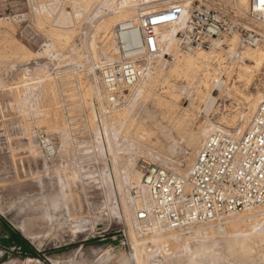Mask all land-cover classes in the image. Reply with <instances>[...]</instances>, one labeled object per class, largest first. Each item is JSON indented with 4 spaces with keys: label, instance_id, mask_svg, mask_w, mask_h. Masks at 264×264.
Masks as SVG:
<instances>
[{
    "label": "rangeland",
    "instance_id": "374dc122",
    "mask_svg": "<svg viewBox=\"0 0 264 264\" xmlns=\"http://www.w3.org/2000/svg\"><path fill=\"white\" fill-rule=\"evenodd\" d=\"M85 1L0 0V19L9 21L12 26L7 48L4 49L5 55L0 60V81L6 86L0 88V264H119L123 258L135 264L134 240L138 243L140 255L153 259L161 256L159 243L168 242L166 236L172 233L138 235L133 219L135 212L140 209L137 205L143 206L145 201L148 202L147 193L137 188L134 190L136 194L130 189L122 172L123 167L134 164L136 167L133 165V168L142 173L147 164L186 174L199 145L207 138H201L198 130L203 126H213L216 127L214 132L220 130L239 136L259 104L244 120L242 112L246 106L245 98L256 91L264 96V67L255 75L252 74L248 85L236 79V71L227 74L240 61V52L254 48L240 46L242 35L249 31L256 34L260 32L264 41V29L256 27L259 22L249 15V0L246 15L237 10L235 0H198L191 4L190 10L197 5L215 8L242 30L232 34L237 36V43L232 50L227 46L231 35L207 49L210 51L213 48L217 50L216 53L220 52L223 66L229 67L226 72H222L223 69L212 61L215 69L213 79L224 84L222 90L210 86V95L216 99L213 108L205 111V106L195 100L194 88L172 81L170 84L175 85L174 91L180 95L178 109L189 111L187 115L190 118L181 129L173 128L169 119H164V110L159 109L154 101L142 98L134 105H128L125 97L127 111L132 110H129V118H133V125L126 126L127 130L115 125L105 133L104 113L108 111L101 101L100 67L114 52V27H110V36L104 38V41L109 39L111 47L106 54L101 53L103 35H96V28L101 21L103 23L115 17L112 13L121 7V0ZM46 3L54 4L57 11L54 14L47 11L42 13L40 7ZM127 8L133 10L127 14L126 20L140 19L141 15L149 12V7L141 0L128 4ZM165 8L163 6L157 10ZM61 10L72 17V26L67 30L55 24ZM56 33L69 35L56 41ZM93 36H96L95 47L91 44ZM263 41L259 44L264 45ZM235 50L240 59L229 60V54L235 53ZM168 53L169 56L156 59L152 75L158 71L165 73L178 56L175 52ZM93 62L97 67L95 69ZM245 63L249 64L248 61ZM55 73H58L57 77H54ZM65 73L67 75L63 77ZM40 76L56 78L55 81L60 83L56 102L48 103L46 107L51 110L56 106L59 113L63 114L61 121H41L45 116H39L40 113L36 115V111L40 112V96L32 101V106L13 105L14 94L7 88L24 80L35 84L40 82ZM160 87L165 88V84L157 86L156 90ZM95 90L100 91L99 99ZM37 130L58 145L55 156L49 162L45 161L39 148L35 136ZM148 135V140L139 138L140 143L134 142L136 148L133 152L125 153V147L133 144L132 136ZM190 136L195 137L190 140ZM61 146L64 149H60ZM115 155L122 157L118 160V166L114 162ZM247 212L227 216L217 223L195 225L173 233L178 235V241H169V245L162 249L163 254H168L165 258L168 257L169 261L164 263L159 257V264H187L191 253L198 246L210 245L213 240H219L216 233L217 229L222 228L217 225L229 227L224 223L238 219ZM250 213L262 215L253 219L259 220L264 217V207L253 209ZM47 216L53 217L51 222L43 220ZM1 224L14 231L15 241L2 240ZM197 229L200 230L194 232ZM30 235L33 239L28 238ZM223 245L219 243L215 249L217 253H206L204 257L195 259L201 264H264L262 250L241 256L227 252Z\"/></svg>",
    "mask_w": 264,
    "mask_h": 264
},
{
    "label": "built area",
    "instance_id": "2783aa9c",
    "mask_svg": "<svg viewBox=\"0 0 264 264\" xmlns=\"http://www.w3.org/2000/svg\"><path fill=\"white\" fill-rule=\"evenodd\" d=\"M249 15L264 24L259 0H249ZM184 16V7L173 4L141 15L138 23L127 21L114 27V52L100 67L101 101L108 112L125 104L126 94L153 73L157 58L169 56L159 39L160 27H176L177 55L207 50L216 41L242 32L215 8L197 5ZM262 37L260 32H246L240 46L253 47ZM228 57L240 59L237 50ZM35 136L43 157L53 158L56 143L39 130ZM142 181L148 204L134 215L139 236L153 234L154 228L158 233L181 232L264 207V103L257 105L239 136L220 130L210 134L199 145L186 174L149 165L142 170Z\"/></svg>",
    "mask_w": 264,
    "mask_h": 264
},
{
    "label": "bare ground",
    "instance_id": "6f19581e",
    "mask_svg": "<svg viewBox=\"0 0 264 264\" xmlns=\"http://www.w3.org/2000/svg\"><path fill=\"white\" fill-rule=\"evenodd\" d=\"M82 1H85V0H82ZM135 1L136 0H121V2H120L121 7L117 8L112 13L113 15H115V17L114 18L111 17L112 18L111 20H109V21L105 20L106 22H103V23L101 21V24H99L98 27L96 28V35L97 34L103 35V41H101V43L103 42L102 43L103 45H101V48H100L101 53L106 54V52L109 50V47H110L109 46V44H110L109 39H107L106 41H104V40L106 39V37L110 33V27L111 26L116 27L118 24L124 23L127 21H132L134 23L139 22L140 19H137V18H136L137 20H131V18H130V20H126L127 14H129L131 12V10H133L132 8L131 9L127 8V5L132 4ZM141 1L142 2L144 1L145 4L149 7L148 8L149 12L146 14H152V13L162 11V10H157V9H159L160 7H163V6L166 7L165 9H167L171 5L178 2L179 4H181L184 7V10H185L184 18H185L187 16L189 10H190V7L192 6L191 4L194 1H198V0H141ZM247 3H248V0H235V6H236L237 10L242 14H245V12L248 9ZM46 5H47V3H46ZM46 5H43V4L41 5L40 11L42 13H44V11L45 12L47 11V12H49V14L50 13L54 14L57 11L54 4L50 3L47 6ZM46 16H48V15H46ZM8 22H6L5 19H0V60L5 55L4 49L7 48L6 44L8 43V39L10 38V30H11L12 26L10 27V24ZM55 24L57 26H59V28H61L62 30H67L72 26V17L68 12L61 10L60 13L58 14V17L56 19ZM256 27H258L259 29H264L263 22H259ZM175 30H176V27H174V26H164V27H160L158 29V35H159L160 42L162 43L163 49L166 52H175V38H174ZM12 35L13 34H11V36ZM68 35L69 34L56 33V34H54V38L56 41H61L62 38H64L65 36L68 37ZM95 37L93 36V39L91 42V44L94 45V47H95ZM96 39L99 40L98 38H96ZM228 41L229 42H228L227 46L229 47V50H232V47H235V45L237 43V36L233 35L230 38V40H228ZM216 43H217V41H216ZM253 47H252L253 49L247 48L246 50L240 52V55H241L240 61L236 63V66L234 68L231 67L230 69H229V67H227L228 65L223 66V63H222L223 59L221 58L222 54H220V52L216 53L217 50L215 51V50H213V48H211L210 51L200 50V51L195 52L193 54L178 55L177 57L174 58L173 62L168 66V70H166L165 73L163 71H158L154 75L150 74V75L146 76L145 78H143L142 80H140L137 83V85H135L129 91V93L126 94V98L128 99L126 103L128 105H134V103L137 100L142 99V98L154 101V104L159 109L162 108L164 110V114H165V116H163L164 119L168 118L169 122L174 125L173 128L176 127L177 129L178 128L181 129V127L184 126L188 122V118H190L187 115V113L189 111L188 110L181 111L178 109L177 104H178V100L180 98V95L174 91L175 85L170 84V82H172V81L173 82H182L183 84H186L189 88H192V89L194 88L195 89V96H194L195 100H198L200 103H202L205 106V111H210L213 108V106L215 104V100H216L213 96L210 95V86L212 85V87H215L218 90H222L223 85H224L222 82H219V81L215 82V79H213L212 75L214 74L215 69H213L212 61H215L216 65L223 69L222 72H226L228 69L229 70L227 71V74L232 73V71H236V75H237L236 79H238L240 82L242 81L246 85H248L252 79V74L254 73V75H255L256 74L255 72L259 71L261 68L264 67V45L256 44ZM110 49H111V47H110ZM219 51H221V50H219ZM96 57H97V55H96ZM104 58H106V57H104ZM245 61H248L249 64L245 63ZM93 68L94 69L97 68L95 63L93 64ZM211 70H213V73H211ZM218 70L220 71L219 68H217V71ZM25 71L27 73L29 72L27 69H25ZM66 75H67V73L63 74V77ZM230 79H231V77H230ZM55 80H56V78H55ZM55 80H54V78H50L49 76H40V82H36L37 84L36 83L35 84L29 83V82H26L24 80L23 82L21 81V83H16V84L11 85L10 87L7 88V90L10 91V93L14 94L13 105L15 103L17 105H22V106H26V107H28V105L32 106V104H34L32 101L35 99L37 100V98L40 96V98H39L40 99L39 101L41 104L40 105V112L36 111V115L40 113L39 116H41V115L45 116L44 120H41V121L53 123V120L58 121L60 119L59 121H61V116L63 115V114L59 113V111H58L59 109L56 108V106H55V108H52L51 110L47 109V107L49 106L48 103L53 104L54 101L56 102V91H58L57 87L59 86L60 83L57 82L58 80L57 81H55ZM162 84H165V88L160 87L158 90H156L157 86H161ZM4 87H6V86L3 85L2 82L0 81V88H4ZM159 90H161L160 93H158ZM96 94H97V99H99L100 98V91L97 90ZM142 102H143V100H142ZM245 103H246L245 104L246 106L244 107L243 112H242L244 114L243 118L244 117L247 118L248 115L251 113V111L256 107V105L258 103L259 104L264 103V96H262L260 94V92L256 91V93L254 95H249L248 97L245 98ZM54 104L57 105L58 103H54ZM152 106H153V103H152ZM156 106L154 108H156ZM34 109H35V107L33 108V110ZM101 109H102V107H101ZM129 110L127 111V107L124 105L121 108L115 109L110 113H108V112L104 113V125L103 126H104L105 133H107V130L110 129V127H114L115 125H118L121 128H123V127L126 128V126L127 127L132 126L133 124H132L131 119H133V118L132 117L129 118L130 117L129 116ZM130 111L132 112V110H130ZM106 114L107 115L110 114V116L107 117ZM33 115H35V114H33ZM33 117H35V116H33ZM245 118H244V120H245ZM168 119H167V121H168ZM235 122H236V120L234 121V123ZM40 124H42V122ZM155 124H157V123H155ZM57 125H58V123H57ZM158 126H159V123H158ZM210 127L211 128H207V127L203 126L201 129L198 130L199 131L198 135L201 138L208 137V135L212 134L214 132V129H216V127H213V126H210ZM153 128H154V124H153ZM59 129H60V127H59ZM125 130H127V128ZM134 130H136V129H134ZM156 130H158V129H156ZM144 131L145 130H143V132ZM152 133H150V134H152ZM149 137H150L149 135L148 136H132L131 140H132L133 144L129 145V146L125 145L126 146L124 149L125 153L128 154V153L134 151V149L136 148L135 147L136 145L134 142L140 143V141L138 140L139 138H143V139L148 140ZM153 137H155V136H153ZM194 137L195 136H190V140H192ZM127 139H129V138H127ZM187 140H188V138H187ZM193 141H196V140H193ZM150 142L151 141H149V143ZM108 143H109V145L111 144L109 137H108ZM187 144H190V142L189 143L187 142ZM145 145L146 144H144V146ZM62 148L64 149V147L61 146L60 149H62ZM57 149H58V145L56 144L55 150H54L55 151L54 156L57 152ZM120 158H122V157H119L117 155L114 156V162L116 163L117 166H118V160ZM50 160H52V158H50V159L45 158L46 162H49ZM190 162H191V160L189 161V163ZM125 164H127V163H125ZM133 165L131 164V166H125L122 169L123 175L127 179L126 182L129 183V185L131 187L130 189H132L133 191L137 190V188L146 191L145 187L143 186L142 173L139 172L138 170H136L135 168H133ZM145 165L149 166L147 164H145ZM134 192H136V194H137V191H134ZM136 198H139V196H136ZM137 202H139V200H137ZM147 204H148V202L145 201V204L143 206L137 205V207L140 209H143L147 206ZM250 211L251 210H249L246 214L239 216L238 219H233V220H230V221H227L226 223H224V224H228L229 227H226V226L223 227V225H217V227L222 228V230L217 229L216 234L219 237V240L218 241L213 240L210 245L208 244L205 246H203V245L200 247L198 246V248H196L195 251L191 253L190 257L188 258L189 260L187 261V264H201V262L197 261L195 258L197 257V259H198V257H201V256L204 257V255L206 253H215V252L217 253V251L215 249L217 247H219L220 242H222L224 244L223 247L227 252L234 254V255H241L242 256L245 254H250L255 250H262L263 256H264V217H262L259 220L253 221L254 218H257V217L262 216V215H259V216L254 215V214H251ZM257 211H258V209H257ZM52 218H53L52 216H47L43 220L51 222ZM199 230L200 229H197L194 232H198ZM75 233H78V232L75 231ZM167 233H172V234H168L166 236V239L168 240V242L164 241V242L159 243V248L161 251L160 252L161 256H159V257L162 259V261L164 263L169 261V258L168 257L165 258V256H168V254L167 253L163 254L162 249L165 246L169 245V241H171V242L178 241V235L173 234V233H177V232H167ZM167 233H164V234H167ZM153 234H158V232H157V230H155V228H154ZM159 234H162V233H159ZM28 238L33 239V236L30 235ZM133 238L135 239V237H133ZM137 246H138V243L135 242V240H134L133 241V252H134L133 253V258H134L133 261H135V264H159V257H156L155 259H153V257L148 258L146 255H140ZM188 251L191 252V250L189 248H188ZM142 259L145 263L143 261H141ZM177 263H178V261H177Z\"/></svg>",
    "mask_w": 264,
    "mask_h": 264
},
{
    "label": "crops",
    "instance_id": "0c3cea01",
    "mask_svg": "<svg viewBox=\"0 0 264 264\" xmlns=\"http://www.w3.org/2000/svg\"><path fill=\"white\" fill-rule=\"evenodd\" d=\"M1 237L3 238L2 240L6 242H13L15 241V233L12 229L7 228L5 224H1ZM19 239V238H18ZM54 262H57L56 260H53ZM119 264H132L128 259L123 258Z\"/></svg>",
    "mask_w": 264,
    "mask_h": 264
},
{
    "label": "snow or ice",
    "instance_id": "6c2138e0",
    "mask_svg": "<svg viewBox=\"0 0 264 264\" xmlns=\"http://www.w3.org/2000/svg\"><path fill=\"white\" fill-rule=\"evenodd\" d=\"M259 10L264 11V0H259Z\"/></svg>",
    "mask_w": 264,
    "mask_h": 264
}]
</instances>
